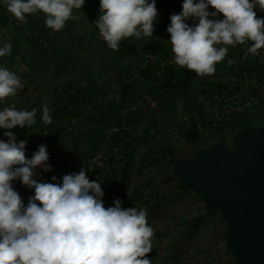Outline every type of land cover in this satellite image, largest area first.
Listing matches in <instances>:
<instances>
[{
    "label": "clouds",
    "instance_id": "obj_1",
    "mask_svg": "<svg viewBox=\"0 0 264 264\" xmlns=\"http://www.w3.org/2000/svg\"><path fill=\"white\" fill-rule=\"evenodd\" d=\"M18 21L43 12L44 23L60 31L69 19H78L74 9L85 0H0ZM211 6L214 11H209ZM264 0H183L182 9L170 15L167 27L174 63L199 76L213 74L223 61L227 46L248 45L258 55L264 49ZM95 21L108 47L119 49L127 37H151L158 16L156 0H100ZM223 18H220V14ZM211 17V18H210ZM193 19V24L187 23ZM248 42H252L248 44ZM217 45H224L217 47ZM11 43L0 46V57L8 55ZM233 63L232 60L228 61ZM16 72L0 66V101L23 88ZM42 120L52 124L51 110L42 106ZM36 108L17 109L15 104L0 109V128H31ZM0 139V264H152L146 254L153 249L154 228L145 207H105L101 183L90 180L85 169L65 174L53 182L35 178L37 168L50 172L46 145L29 158L26 140H17L12 131ZM19 180L33 189L25 203L14 188Z\"/></svg>",
    "mask_w": 264,
    "mask_h": 264
},
{
    "label": "rangeland",
    "instance_id": "obj_2",
    "mask_svg": "<svg viewBox=\"0 0 264 264\" xmlns=\"http://www.w3.org/2000/svg\"><path fill=\"white\" fill-rule=\"evenodd\" d=\"M99 6L100 0H85L82 8L73 10V15L78 19H69L60 31H54L45 25V14L43 12L30 14L32 15L31 17L36 16L38 18L41 26L45 29V35L50 36V40L46 38L49 40L45 42L47 46L46 52H50L51 47L55 48L58 45L61 49L75 50L81 56L87 55L86 51L82 49L84 34L82 26L84 24L88 26L95 25V21L100 14ZM210 10L214 11L213 8ZM3 12L6 15V11L4 10ZM220 18H223L222 13L220 14ZM16 40L14 28L10 24L6 26H1L0 24V46H3L4 43H11L12 45L10 53L4 57H0V63L3 66L4 62L2 61L8 60L11 56L13 58L17 57L14 66L9 64L8 68L10 71L14 70L21 77V82L24 84V87L19 89L15 96L5 98L7 106L15 104L17 109H26L28 111L36 108L37 112L42 115L41 108L43 105H47L51 110L50 114L53 118L56 115L57 108L65 103V97L60 94V91L67 90L69 83L65 81V84L57 90L52 83L59 73V68L51 60L48 61L40 58V62L39 60L34 61L30 46L24 40H21L22 43ZM227 47L229 51L232 49V46ZM238 48L242 49V44L237 45ZM59 53L60 56L64 55L63 51ZM237 55L230 56L228 60L226 58L221 64H216V70L213 74L204 76L196 74L194 80L203 84L206 81L214 80L229 84L230 86L241 82V90H249L247 79L246 81L239 80L236 77L235 70L232 68V63H228L229 60H233ZM66 57L69 58L66 60L67 62L72 60L69 54ZM102 58L105 61L100 64L101 68H110L108 72H115L116 74L120 72L121 76L126 77V70H128L125 65L126 61H121L117 67H112L114 66L112 65V61H114L115 56L111 51L108 55L106 52L102 53ZM72 63L73 66L69 62L70 67L64 69L65 76H68L66 80L69 77L75 78V81H80L81 83L79 87L102 84L106 80L108 82L111 80L108 72L90 71L89 64H85L80 60L73 61ZM125 81L128 80L126 79ZM259 85L258 82L257 88ZM128 93L130 97L122 101L120 94L114 92L112 87L111 90L108 89L102 94L99 93V89H96V87L92 88L90 92L92 103L86 107V111H83L82 116L84 119H87L86 117H88L87 115L90 111L97 119L102 116L103 120L87 123L83 127L87 132L86 134L79 133L81 136L78 137L80 140L77 143L74 142L77 139L74 132L80 131L81 125L78 121L82 118L71 114L68 117L71 120L70 124H67L66 120L62 119L60 127L65 130L61 129L62 131H57L54 139L65 150L69 147L73 148L72 158L76 162L66 160L61 156L52 166L54 170L53 175L60 180L66 173H78L83 168L86 170L89 179L93 180V171L97 165V167L102 168L100 176H110L109 181L110 183L112 182V185L115 186L122 182L124 192L130 195L142 192L144 197H141V199L136 200L134 203L138 207H147L148 223L155 230L152 238L153 249L150 253L146 254L152 260V264H234V257L227 248V222L221 212L218 210H208L205 207L203 198L192 189L182 186L180 177L172 171L173 156L174 153H177L181 141L178 137L172 135L173 129L168 125L173 120H178L179 118L182 120L184 118L185 115L182 116V106L186 102L185 99L179 96L177 98L176 96H172V99L165 98L164 105L169 108L171 104L174 112L169 115V121L166 120L168 124L164 123L162 119L161 124H167L166 126H157L152 121V115L156 114L153 112L155 111L153 107L155 105L150 100L145 104L142 99H148V95L143 94V92L140 95L142 97L137 98L138 95L134 96V91H129ZM258 93L259 104H257L258 106L255 111L250 114L249 120L264 122V85L260 86ZM254 94L256 96V93ZM204 98L201 95L198 98L196 97L195 105L205 102L207 104V101H203ZM103 99L115 100L114 103H118L117 107L113 109L109 105H104L105 101ZM146 107L148 109L144 112ZM133 111H136V114L135 116L133 115L132 122L129 125L124 123L125 128L133 134L129 149L132 161L128 172L125 173L126 160L122 155H118L119 157L111 164L108 163V159L113 154H117L115 149L108 147V138L102 141V139L91 135L88 131L92 126H95L97 132L103 131L109 137L118 130L120 118H122V122H126L125 115ZM41 117L40 115L36 117V123L31 128L25 126L24 131L18 130L17 126L10 130L0 128V139L7 140V137L4 136V132L6 131L15 133L17 140H22L25 134L26 138L23 139L27 141L26 152L31 153L34 149L38 150L39 146L43 144L47 146L49 153L51 150L50 141L44 135L49 133V130H45L41 136V127H37L38 122L41 121ZM53 119L56 121L55 118ZM183 123L186 126L188 125V121H183ZM184 128L182 126V129ZM209 134H212L211 137H203L202 142L205 146H209L216 141L223 142L228 147H232L236 131H232L229 137L225 135V132L220 130H214ZM85 152H88L87 156ZM91 163H93V167ZM36 173L35 178L39 180L43 176L44 170L37 168ZM14 188L21 194L25 203H27L29 196L33 194V189L23 185L19 180L14 182ZM104 205L106 208L108 207V204L104 203Z\"/></svg>",
    "mask_w": 264,
    "mask_h": 264
},
{
    "label": "trees",
    "instance_id": "obj_3",
    "mask_svg": "<svg viewBox=\"0 0 264 264\" xmlns=\"http://www.w3.org/2000/svg\"><path fill=\"white\" fill-rule=\"evenodd\" d=\"M183 0H156V8L158 11V16L154 22V35L151 37H140L137 38L135 36L127 37L122 39L119 42V49L113 50L110 49L106 43V41L100 36L99 30L96 27V25H86L84 24L82 26L83 28V43H82V49L83 51H86L87 55H82L75 51V50H68V49H61L58 45L55 48L51 47L50 52L47 51V46L45 45L46 41H49L50 36L45 35V29L41 26L40 21L38 18L31 17L32 15H29V17H26V23H22L18 21L11 13H8L5 9V6L3 3H0V24L1 26H6L7 24H10L14 28V36H16L18 42L22 43L21 40H24V42L29 45L30 50L32 51V57L34 61L39 60L40 58H43L44 60H51L54 65H56L58 69V75L54 79V82L52 85L58 90L60 86L65 84V81H67L68 89L67 90H61L60 94L65 97V103L57 108L55 112V118L56 121L52 118L53 122L52 124H45L42 120L39 121L37 124V127H41V136L42 133L45 130H49V133L44 134L45 137L50 141L51 150L49 152V160L48 164L53 166V164L59 160L61 156L64 157L66 160L73 161V154H72V147H69L67 150L63 149L61 144H57L56 140L54 139V135L57 131H60L62 128L60 127L62 125V119L66 120L67 124L71 123V120L68 119V117L71 116V114H75L76 116L81 117L78 122H80V131L74 132L77 139L74 141L75 143L79 142V138L81 133L87 132V130L83 127L86 126L87 123H90L92 121H101L103 120L102 116L100 118H96L92 112L89 111L87 119H84L82 114L83 111H86V107L90 105L91 102V89L96 87V89H99V93L102 94L104 91L110 89L112 87V90L116 92L117 94H120L121 100H125V98L130 97L129 91H134V96H137V98L142 97L140 96L141 93L147 94L151 100H153L161 109V116L157 117L156 114L152 115V121L158 125H167L169 121V115L173 114L174 109L171 107L168 108L164 105L165 98L172 99V96L176 98L179 96L185 99V104L182 106V116L183 115H190L193 111H196L200 114H202L204 111L203 109L197 108L196 103V97L198 98L200 95L205 97L203 101H208L210 99L209 105L215 106V101L213 98V95L216 93H221L224 91L225 88L229 84H225L219 81H206V83H202L199 81L194 80L195 72L188 70L186 67H180L177 64H168L167 66H162L161 62L166 59L174 56V53L172 52V45L170 43V33L167 32V27L170 25V15L173 13L180 12L179 7L182 6ZM100 9V6H99ZM6 11V15L3 11ZM100 12V11H99ZM101 14V13H100ZM99 14V15H100ZM258 17H264V13L258 11L257 12ZM31 17V18H30ZM99 18V16H98ZM194 20H188L187 23L190 25L193 24ZM48 38L49 40H47ZM59 49H58V48ZM15 50V49H14ZM60 51L64 52L63 56H60ZM70 51V52H69ZM110 51L112 54H114L115 59L112 61V67H117L118 64L123 61L127 62L125 65L127 66V73L126 77L124 78L121 76V73L118 72L117 74L108 72V68H101L100 64L103 63L105 60L102 58V53H105L108 55L110 54ZM242 51V49L238 48L236 55L239 56ZM70 55L72 60L71 65L73 66V61L80 60L85 64H89L88 67L90 68V71L93 72H108L111 76L110 82L106 80V82L102 84H94V85H88V86H81L80 81H75V78L72 79V77H69L68 80L65 76V70L66 68L70 67L68 60L69 58L66 57V55ZM235 56V57H237ZM92 58V60H90ZM17 59V57L13 58L12 56L8 58V60H4L3 67L8 68V65L11 64L14 66V62ZM252 60L249 61L248 64H244L242 66V69L251 71V79L252 82H249L247 85L249 87V90H241V82L234 85L235 90H239L242 92H254L256 93V96L259 97L258 91L260 90V86L264 85V71L262 70L261 65L258 62H255L254 58H251ZM5 65V66H4ZM40 65V64H39ZM0 66L1 63H0ZM232 68L235 70L236 77L239 78V80H245L246 77L243 75L242 71H237L232 65ZM9 69V68H8ZM162 70V72H161ZM14 72V70H13ZM128 81H125V80ZM259 82V87L257 88V83ZM230 86V85H229ZM128 93V94H127ZM252 93V94H254ZM255 95V94H254ZM101 97V96H99ZM143 101H148L146 98H142ZM104 100V99H103ZM104 105H109L113 109L117 107V102L115 100H104ZM113 102V103H112ZM109 103V104H107ZM206 103V102H205ZM194 104V105H193ZM204 104V103H203ZM259 104V103H258ZM263 104V103H261ZM188 105V106H187ZM7 106V100L4 99L3 101H0V109L2 107ZM146 106V105H145ZM258 106V105H257ZM256 106V107H257ZM256 107L251 110L252 113L255 111ZM148 107H146V110L144 109V112L147 111ZM31 111V109L29 110ZM154 112V111H153ZM155 113V112H154ZM250 113V114H251ZM136 111L127 113L125 115L127 121L122 122V118H120L118 124L119 128L116 132L111 134L108 137V134L105 132H97V129L95 126H92L91 129H89L88 133H91V135H95L96 137L102 139V141H105L108 138V147H112V149H115L117 154H113L109 159L108 163L114 162L119 156L122 155L125 160V173L128 172L130 163L132 161V155L129 152L130 149V142L132 140L133 134L131 131L127 130L124 126V123H127L128 125L132 122L133 117L135 116ZM42 116L39 114V112H36V117ZM134 115V116H133ZM237 115L234 116V118ZM249 116L246 115H238L240 119L233 120L225 118L224 122L228 127H236L238 130H240L244 126H250V127H256L259 125H263L264 122H258L254 120H249ZM162 119L164 120V123L167 124H161ZM167 120V121H166ZM227 121V122H226ZM64 122V120H63ZM153 123V124H154ZM189 125L186 126V124L183 123L181 118L178 120H173L170 125H168L170 128L173 129L172 135L178 137L181 141V145L177 150V153H179L181 150L184 149V146H187L190 143H196L200 142L203 144L202 140L204 135L199 133L196 129V124L194 122H188ZM182 126L185 128L182 129ZM190 127V128H187ZM18 130L24 131V128L26 127H18ZM150 128V127H148ZM65 130V129H62ZM61 130V131H62ZM218 130L222 131L221 128H218ZM158 135V133H156ZM26 138L25 134L22 137ZM19 141V140H18ZM213 142V140H212ZM216 142V141H214ZM213 142V143H214ZM95 145V144H93ZM228 146V145H227ZM36 149L32 150L31 153L26 152V156L29 158L35 153ZM48 151V150H47ZM177 153H174L173 159H175ZM85 155H88V152H85ZM104 160V159H103ZM102 160V161H103ZM79 161V160H78ZM77 161V162H78ZM101 161V163H102ZM173 161V160H172ZM76 162V161H73ZM174 162V161H173ZM100 163V164H101ZM87 165V162H86ZM99 167V166H98ZM96 165L95 170L93 171V180H96L97 182L101 183V187L104 191V196L102 197L105 204H108L112 194L117 196L119 200H121V204L123 208H129V207H137V205L134 203L136 200L138 201L141 199V197H144L142 192H136L132 195L124 192L123 190V183H118L117 185H112V182L110 183V176H103L101 177L102 168H98ZM53 167L50 172H45L43 176L39 179L41 181L50 182L51 177L53 175ZM66 174H71V172H68ZM116 182V180H115ZM181 183V181H180ZM148 203V202H147ZM148 205V204H147ZM147 209V207L145 206Z\"/></svg>",
    "mask_w": 264,
    "mask_h": 264
},
{
    "label": "water",
    "instance_id": "obj_4",
    "mask_svg": "<svg viewBox=\"0 0 264 264\" xmlns=\"http://www.w3.org/2000/svg\"><path fill=\"white\" fill-rule=\"evenodd\" d=\"M172 171L208 210L221 212L234 264H264V124L242 127L232 147L188 144Z\"/></svg>",
    "mask_w": 264,
    "mask_h": 264
},
{
    "label": "built area",
    "instance_id": "obj_5",
    "mask_svg": "<svg viewBox=\"0 0 264 264\" xmlns=\"http://www.w3.org/2000/svg\"><path fill=\"white\" fill-rule=\"evenodd\" d=\"M5 6V5H4ZM5 9L7 11V8L5 6ZM256 12L262 10L259 9V6L255 9ZM10 13L9 11H7ZM252 42H248V44H251ZM248 45L242 44V51L241 54L234 58L232 61V65L237 71H242L243 75L246 77L248 82H252L251 79V71L242 69V66L244 64H248L249 61H251V58L255 59V62H258L262 70L264 71V49L259 50L258 55H252L247 50ZM168 64H175L174 63V56L170 58H166L161 62V65L167 66ZM162 72V70H161ZM148 101L153 102L154 112L156 113L157 117L161 116V109L160 107L150 99L149 96ZM215 101V106H210L209 102L210 99H208L207 104H200L196 105L197 108L203 109V113L199 115L198 112L193 111L190 113V115H185L182 121H188V122H194L196 124V129L199 133L203 134L205 136L211 137L212 131L218 130V128H221L223 132H225V135L229 137L231 135L232 131H237L236 127H228L224 122L225 118L228 119H239L238 115H250V111L253 110L257 104L259 103V100L257 96H254L250 92H242L239 90H235L234 86H227V88L224 89L221 93H216L213 95V98ZM206 104V105H205ZM237 115L235 118L234 116ZM227 122V121H226ZM189 125V124H188ZM190 128V127H187ZM234 128V130H232ZM93 167V163H91ZM118 199L117 196L112 195L108 207L115 206V201ZM121 207L123 208L122 204Z\"/></svg>",
    "mask_w": 264,
    "mask_h": 264
},
{
    "label": "crops",
    "instance_id": "obj_6",
    "mask_svg": "<svg viewBox=\"0 0 264 264\" xmlns=\"http://www.w3.org/2000/svg\"><path fill=\"white\" fill-rule=\"evenodd\" d=\"M212 7L211 6H209V11H212V10H210ZM181 9H182V6L179 8V10L181 11ZM211 18V17H210ZM190 20H191V18H190ZM194 22V21H193ZM217 47H222V45H217ZM236 51H237V45L235 46V47H232V49L229 51L228 50V52H227V54H226V57H225V59L224 60H226V58H227V60H228V58L231 56V57H233L234 55H236ZM222 62V61H221ZM221 62H220V64H221ZM219 64V65H220ZM217 71H218V69H217ZM195 75H196V73H195ZM212 81V80H211ZM214 81V80H213Z\"/></svg>",
    "mask_w": 264,
    "mask_h": 264
}]
</instances>
